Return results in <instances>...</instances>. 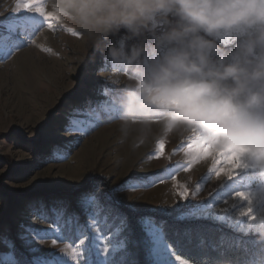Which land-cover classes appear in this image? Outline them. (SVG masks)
Returning <instances> with one entry per match:
<instances>
[{
	"label": "rangeland",
	"instance_id": "374dc122",
	"mask_svg": "<svg viewBox=\"0 0 264 264\" xmlns=\"http://www.w3.org/2000/svg\"><path fill=\"white\" fill-rule=\"evenodd\" d=\"M44 4L45 0H35L34 6L49 12ZM18 7L17 0H0V20L7 21ZM51 24L50 28L46 22L22 47L0 60V184L18 192L9 201L0 191V264H8L9 253L30 258L22 237L41 249L38 254L61 255L69 241L53 244L52 221L57 217L61 227L67 225L66 231L88 225L104 237L101 246L108 242L110 247L113 234L125 243L124 227L118 221L114 224L105 210L112 208V215L124 218L108 200L114 189L115 198L135 210L170 214L188 206L183 216L223 222L238 232H258L264 226V175L246 158L231 175L216 176L226 167L223 159L183 158L191 142L186 137L168 135L132 151L118 143L115 118H102L86 134L73 129L71 121L88 119L93 109L110 99L105 91L112 94L113 88L101 72L102 50L89 48L67 24L55 19ZM215 39L230 44L236 36L223 33ZM159 142L164 148L157 158ZM185 188L188 194L183 197ZM34 190L60 193L24 195ZM238 192L247 197L237 196ZM85 195L93 198L91 206L83 202ZM33 229L44 231L36 235ZM76 235L87 238V232ZM149 247L154 264H195L176 254L162 233L154 240L149 237ZM82 261L91 264L86 255L76 264Z\"/></svg>",
	"mask_w": 264,
	"mask_h": 264
},
{
	"label": "clouds",
	"instance_id": "9594fccd",
	"mask_svg": "<svg viewBox=\"0 0 264 264\" xmlns=\"http://www.w3.org/2000/svg\"><path fill=\"white\" fill-rule=\"evenodd\" d=\"M44 6L89 48L102 50L119 144L136 151L168 135L186 137L191 144L183 158L190 161L210 155L205 146L228 145L229 153L238 152L237 167L243 157L264 175V0H45ZM223 33L236 36L227 52L215 39ZM257 231L264 239V226Z\"/></svg>",
	"mask_w": 264,
	"mask_h": 264
},
{
	"label": "snow or ice",
	"instance_id": "6c2138e0",
	"mask_svg": "<svg viewBox=\"0 0 264 264\" xmlns=\"http://www.w3.org/2000/svg\"><path fill=\"white\" fill-rule=\"evenodd\" d=\"M17 3L19 7L16 9V14H10L7 21L0 20V60L8 58L13 49L22 47L40 27L45 25L46 22L47 26L51 28V20L59 19L53 13L46 12L43 7H35V0H17ZM44 50L49 51V49ZM105 95L109 96L112 94L106 90ZM115 114L116 107L111 99H109L98 108L93 109L88 119H73L71 121V127L86 134L87 131L95 127L102 118H115ZM188 144L190 145L191 142ZM157 147V158H159L162 154L164 145L162 142H159ZM228 147L230 146H205V151L212 155L214 159L216 157H221L223 163L226 165L225 168L221 169L222 173L231 175L232 170L237 167L235 158L238 157V152L233 151L229 153L227 151ZM64 158H66V156ZM185 170L187 171V169ZM187 194V188L180 193L183 197ZM116 195L117 193L114 189L111 196L115 197ZM240 195L243 196L244 194L240 193ZM83 202L91 206L93 204V198L85 195L83 197ZM105 210L108 211L114 224L118 221L122 227H126V218H122L118 214L112 215L114 211L112 208ZM44 218L48 217L45 216ZM59 219L60 217H57L52 221L55 225V227L51 229L55 236L53 244L61 239L69 241V243L60 250L62 253L61 255L51 251L47 254H38L41 253V249L31 247L28 240L22 237V239H25V246L28 248L29 253H31L30 258L25 257L24 254H21V257L17 258L13 253H9L6 257L8 264H76V261L80 260L82 255L91 258V264H136L134 253L125 247L123 241H119L116 238V234H113L110 247L108 246V242H105L103 246H101V241L104 240V237L97 236L95 232L90 231L88 225H84L83 229L77 226L66 231L65 227H67V225L61 227ZM140 223L146 226L145 231L148 232V236L143 239V245L146 248L149 245V237L153 240L157 239L162 228L149 217L143 218ZM33 231L36 232V235H40L41 231L44 230L33 229ZM77 231H80L82 234L83 232H87V238L80 239L76 235ZM117 232H119V229H117ZM8 246L13 247L10 242H8ZM81 249L83 251H81ZM101 253H103V256H101ZM176 259L179 261L181 258L176 257ZM81 264H87V262L82 261Z\"/></svg>",
	"mask_w": 264,
	"mask_h": 264
},
{
	"label": "trees",
	"instance_id": "16d2710c",
	"mask_svg": "<svg viewBox=\"0 0 264 264\" xmlns=\"http://www.w3.org/2000/svg\"><path fill=\"white\" fill-rule=\"evenodd\" d=\"M217 43L226 52L235 45V42ZM0 191L9 201L13 194L18 193L17 190H8L1 184ZM50 192L60 193L56 190H34L24 195L46 196ZM108 200L126 218V227L123 230L125 247L134 253L136 264H154L149 245L146 248L143 245V239L147 235L140 221L145 217L160 225L164 241L176 254L192 263L264 264V239H259V232L242 233L223 222L209 218H187L183 214L188 206H181L166 214L159 210H135L111 194L108 195Z\"/></svg>",
	"mask_w": 264,
	"mask_h": 264
}]
</instances>
